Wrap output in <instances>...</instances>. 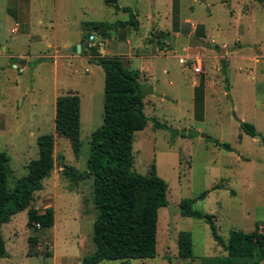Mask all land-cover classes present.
Returning <instances> with one entry per match:
<instances>
[{
  "label": "rangeland",
  "instance_id": "1",
  "mask_svg": "<svg viewBox=\"0 0 264 264\" xmlns=\"http://www.w3.org/2000/svg\"><path fill=\"white\" fill-rule=\"evenodd\" d=\"M117 4L136 14L137 29L119 26L129 20V12L104 0H0V151L9 157L8 184L38 156L39 135H53L56 158L29 205L38 213L52 207L53 225L28 227L27 209L14 214L1 225L6 256L0 264H81L94 249L92 178L75 183L63 172V166L87 170L89 137L103 122V69L84 47L78 53L66 51L87 43L89 34L94 41L88 45H99L104 56H119L126 67L139 70L148 121L134 133L132 168L147 174L154 165L167 184L168 200L158 209L153 258L97 264H185L188 259L177 254L181 230L191 233L193 264H216L211 259L226 251L204 219L180 215L182 198L194 199V208L213 216L224 241L231 229L250 231L255 222L264 223V0ZM90 23L105 24L104 32ZM178 31L205 45L170 46ZM178 56L188 60L181 64ZM193 62L201 63L200 72L193 70ZM200 79L203 111L198 120L194 88ZM67 93H76L80 101L78 156L69 139L54 130L53 99ZM155 121L167 128L154 126ZM243 122L253 124L254 136L241 130Z\"/></svg>",
  "mask_w": 264,
  "mask_h": 264
},
{
  "label": "trees",
  "instance_id": "2",
  "mask_svg": "<svg viewBox=\"0 0 264 264\" xmlns=\"http://www.w3.org/2000/svg\"><path fill=\"white\" fill-rule=\"evenodd\" d=\"M116 10L129 12V20L118 22L138 28L136 14L129 7L120 8L117 0H104ZM104 32L103 23L89 24ZM91 35V34H89ZM88 35V36H89ZM87 36V37H88ZM160 44H163L160 42ZM170 46H173L171 41ZM161 46V45H160ZM90 59L104 72L103 122L89 137L87 170L78 172L71 166H63L64 174L77 183L91 177V194L95 219L92 224L94 249L81 259V264H97L103 260L153 258L156 255L158 209L166 206L167 184L159 177L154 165L147 174L133 170L132 143L134 133L142 130L148 121L143 111V95L137 81L139 70L128 68L119 56H104L93 45ZM82 50V49H81ZM203 79L194 88V113L198 120L203 111ZM154 126L167 128L157 121ZM241 130L249 135L256 134L253 124L243 122ZM80 101L76 93L57 95L55 98L54 130L69 139L71 149L78 156L81 141ZM177 134L172 130V135ZM183 136L182 133H179ZM217 144H220L217 140ZM264 143V138H262ZM38 156L29 161L27 172L8 184L11 169L9 157L0 151V257L6 256L1 225L19 211L27 209L28 227L49 228L53 225V208L42 213L29 207L33 194L42 188V181L50 175L55 157L54 137L44 133L36 139ZM225 149L228 144H222ZM206 191L202 193V196ZM194 199L182 198L179 213L183 217L202 218L210 226L211 235L226 251L225 256L214 257L216 264H258L264 259V223L255 222L250 231L231 229L226 241L217 233L213 216L193 207ZM177 254L193 264V243L190 231L181 230L177 237Z\"/></svg>",
  "mask_w": 264,
  "mask_h": 264
},
{
  "label": "water",
  "instance_id": "3",
  "mask_svg": "<svg viewBox=\"0 0 264 264\" xmlns=\"http://www.w3.org/2000/svg\"><path fill=\"white\" fill-rule=\"evenodd\" d=\"M170 41L172 44L183 45V46H187V47H195V46H204L205 45V42L202 39H200L198 37H193V36H186L183 34L172 35L170 37ZM86 44L87 43H84L83 45L76 44V45L72 46L71 48L66 49V51L72 52V53H75V52L78 53V52H80L81 47L85 48ZM87 52L89 55L91 50L87 49ZM257 137H259V136H257Z\"/></svg>",
  "mask_w": 264,
  "mask_h": 264
},
{
  "label": "built area",
  "instance_id": "4",
  "mask_svg": "<svg viewBox=\"0 0 264 264\" xmlns=\"http://www.w3.org/2000/svg\"><path fill=\"white\" fill-rule=\"evenodd\" d=\"M93 35H89L86 39V42L87 43H92L93 42ZM188 59L185 58V56H178V61L181 63V64H184ZM192 68L195 72H200L201 71V63L198 62V63H195L193 62L192 64Z\"/></svg>",
  "mask_w": 264,
  "mask_h": 264
},
{
  "label": "crops",
  "instance_id": "5",
  "mask_svg": "<svg viewBox=\"0 0 264 264\" xmlns=\"http://www.w3.org/2000/svg\"><path fill=\"white\" fill-rule=\"evenodd\" d=\"M176 33L186 35V32H185V31H183V32L178 31V32H176ZM176 35H178V34H176ZM186 36H187V35H186ZM93 41H94V38H93ZM92 43H93V42H92ZM126 43H127V44H130V41L127 40ZM81 48H82V47H81ZM98 49H99V53H100L101 55H103V51L100 49L99 45H98ZM87 54H88V52H87ZM88 56H89V55H88ZM55 98H56V96H55L54 99H53V102H54V103H55Z\"/></svg>",
  "mask_w": 264,
  "mask_h": 264
}]
</instances>
